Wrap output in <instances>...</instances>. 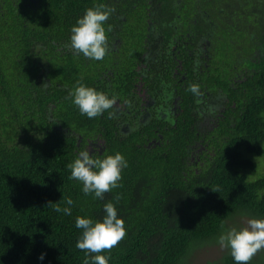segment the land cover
Here are the masks:
<instances>
[{
  "label": "trees",
  "instance_id": "1",
  "mask_svg": "<svg viewBox=\"0 0 264 264\" xmlns=\"http://www.w3.org/2000/svg\"><path fill=\"white\" fill-rule=\"evenodd\" d=\"M93 2L0 0V264H83L75 219L102 217L108 201L126 228L102 253L109 264H191L222 225L264 217V0H120L135 12L122 40L145 38L146 19L157 37L134 60L107 37L100 61L69 39ZM203 49L207 66L194 68ZM77 81L115 96L114 108L82 115L68 98ZM86 148L127 159L103 199L66 167ZM69 196L72 215L55 212ZM215 264L236 262L226 248ZM249 264H264V248Z\"/></svg>",
  "mask_w": 264,
  "mask_h": 264
},
{
  "label": "clouds",
  "instance_id": "2",
  "mask_svg": "<svg viewBox=\"0 0 264 264\" xmlns=\"http://www.w3.org/2000/svg\"><path fill=\"white\" fill-rule=\"evenodd\" d=\"M113 11L102 3L86 8L70 28L71 47L90 60H103L108 52L105 22ZM189 90L197 95L200 93L196 84L191 85ZM68 98L89 119L113 109L117 103L115 96L80 81L69 88ZM112 114L110 111L109 115ZM127 165V159L119 151L97 157L86 148L80 150L66 167L70 169V177L82 184L84 194L91 193L95 198L103 199L104 193L119 187L122 171ZM63 204L62 207L60 203H54V211L71 216L73 199L65 197ZM75 226L81 229L76 247L85 252L83 264H109L110 256L102 254L103 251L114 248L126 236L125 221L111 201L103 204L102 217L77 216ZM217 240L222 248L229 250L236 264H249L252 257L264 248V217H251L241 227L224 229L222 225ZM45 255L41 253L38 259L43 261Z\"/></svg>",
  "mask_w": 264,
  "mask_h": 264
},
{
  "label": "flooded vegetation",
  "instance_id": "3",
  "mask_svg": "<svg viewBox=\"0 0 264 264\" xmlns=\"http://www.w3.org/2000/svg\"><path fill=\"white\" fill-rule=\"evenodd\" d=\"M97 3H102L105 4L107 7H110L112 9H114V11L112 12V14L110 15L109 19L107 22H105V27L107 29V37H108V46H112L113 48H116L117 50H121V49H125L129 51L130 56L132 55V53H136V48H141L143 50H145L147 47H150L151 45L154 44L156 37H157V32L155 30V28L153 27L152 22H150V20H145L146 21V26H145V30H144V35L145 38H142L138 41H136L135 46L132 47V35H131V39L128 43V45L125 43L124 40H122V32L120 29V25H121V20H125L130 19V24L132 27V14H135V12L133 11L132 7H126V6H121L120 4V0H94L93 3H91L88 7H92ZM86 7V8H88ZM85 8V9H86ZM80 11L79 15H82L84 10ZM154 38L153 41H151V39ZM144 55H146V51L144 53ZM207 56H208V51L207 50H202V52L198 53L197 55L191 57V62L192 65L194 66V68H200L203 66H207ZM135 59V55H132V60ZM111 61L109 62V65L106 67V70L109 72H113V67L111 65ZM141 65V63H140ZM201 74H196L194 75V82L195 84H197L198 86H200V84H202V80L200 78ZM200 91L201 88L199 87ZM229 90H231V83L230 86L228 88ZM232 91V90H231ZM207 94L210 96L209 97V105L213 103L212 101V94L209 91H206ZM208 104V103H206Z\"/></svg>",
  "mask_w": 264,
  "mask_h": 264
},
{
  "label": "rangeland",
  "instance_id": "4",
  "mask_svg": "<svg viewBox=\"0 0 264 264\" xmlns=\"http://www.w3.org/2000/svg\"><path fill=\"white\" fill-rule=\"evenodd\" d=\"M251 176L254 178L255 175L251 174ZM236 219L234 218L228 222V228L239 226L241 224H244L245 226L249 217H239V221H235ZM237 222L238 224L234 225ZM225 250L226 248H222L219 245L218 240L214 239L200 244L195 250H193L190 254L189 262L191 264H215V262L221 258Z\"/></svg>",
  "mask_w": 264,
  "mask_h": 264
}]
</instances>
